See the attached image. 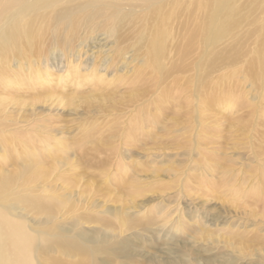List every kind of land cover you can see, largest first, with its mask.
<instances>
[{
    "label": "rangeland",
    "instance_id": "374dc122",
    "mask_svg": "<svg viewBox=\"0 0 264 264\" xmlns=\"http://www.w3.org/2000/svg\"><path fill=\"white\" fill-rule=\"evenodd\" d=\"M197 2L170 5L157 65L126 27L75 43L83 54L64 51L47 78L1 60L0 209L34 237L31 264H264V18L211 44ZM256 2L235 0L246 16ZM86 54L99 72L78 66Z\"/></svg>",
    "mask_w": 264,
    "mask_h": 264
},
{
    "label": "bare ground",
    "instance_id": "6f19581e",
    "mask_svg": "<svg viewBox=\"0 0 264 264\" xmlns=\"http://www.w3.org/2000/svg\"><path fill=\"white\" fill-rule=\"evenodd\" d=\"M256 1L257 7H246L249 13L246 16V14L244 15L245 12L242 11V7L236 5L235 0H224L222 2L219 0H199L197 2L199 6H194L195 9H202L203 11V17L199 20L198 26L204 22L203 19L206 15L207 19L210 17L212 28L210 32L211 44L219 41L221 37H230L229 31L237 27H243V25H239L240 22H244V25L246 23L253 24L264 18L259 17L258 14L257 16L251 14V11H256V9L264 11V0ZM170 5H175L177 10L179 8L181 10L182 7L180 0H0V63L1 60L7 63L11 61L20 63L21 59H24L28 61L29 66L32 63L37 66L34 70V72L37 70V75H40L41 72H38V69L41 68L44 71L43 73L46 74L53 67L61 68L64 66L62 61L59 62L57 59L65 55V52H68V55L72 53L73 57H80L83 54L82 48L81 50L78 49L75 43L82 47V44L87 40L92 42L102 36L103 38H100L107 45L109 40L105 36V29L109 35H113L118 33L121 28L126 27V31L122 33L125 37L129 32L134 33L135 30H141L138 37L140 35L149 36V43L144 46L145 56L148 57L149 64L157 65L154 60L157 61L158 57H162L165 52V44L171 31V20L176 21L175 18L177 19L172 11H167L174 10ZM189 10H193L192 6L189 7ZM152 11L156 13L159 20H152L150 24L147 22V17L152 14ZM143 18L146 21L138 24V20L140 21ZM224 24L226 25L224 26ZM147 25H150L148 29H146ZM146 30H148V34H146ZM259 35L261 36V42L256 53L260 61L264 63V23L259 26ZM188 38L189 41H192L190 34ZM191 38H193V35ZM89 57V54H86L84 63L80 59L78 66L83 68L84 73L89 68L96 70L97 73L98 70L93 68L94 63L88 60ZM202 61L198 69L201 66L209 68L210 63H207L208 60L202 58ZM103 62H106V60L102 59L100 64H103ZM1 68L4 69V67ZM0 73H3L1 69ZM44 74L45 78L49 77L48 73V75ZM1 75L0 84L5 82L4 77H1ZM93 77L98 78L97 76ZM58 78H61V74ZM3 181L4 179L0 181V184ZM35 206L41 209V204L36 202ZM1 208H6V205L5 207L1 206ZM23 231H25L24 224L21 220L11 217L5 209H0V264H31L30 252L34 237ZM55 237L53 246L59 249L56 251L65 252L72 248V253L82 254L76 247L73 248V243H71L69 237ZM97 238L99 237L97 236ZM97 241L101 242L98 247L107 246L104 238L101 237ZM113 244H110V252L108 253L114 252L113 254H115L117 248L112 249ZM120 244H124L130 249L134 243L131 245V242L125 239ZM130 256L126 254L124 261L131 259ZM93 260L92 263L97 258ZM83 261L88 260L84 258ZM59 263L56 260L52 264ZM124 263L127 264V262Z\"/></svg>",
    "mask_w": 264,
    "mask_h": 264
}]
</instances>
